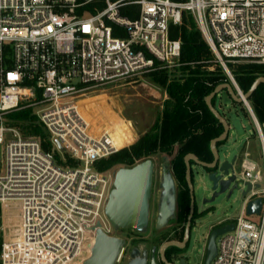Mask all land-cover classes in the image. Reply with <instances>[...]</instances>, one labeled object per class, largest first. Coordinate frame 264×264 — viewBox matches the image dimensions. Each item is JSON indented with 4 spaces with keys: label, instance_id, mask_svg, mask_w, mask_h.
I'll use <instances>...</instances> for the list:
<instances>
[{
    "label": "built area",
    "instance_id": "2783aa9c",
    "mask_svg": "<svg viewBox=\"0 0 264 264\" xmlns=\"http://www.w3.org/2000/svg\"><path fill=\"white\" fill-rule=\"evenodd\" d=\"M125 4L139 6L135 16L119 13ZM184 11L218 60L264 63V0H0V206L16 210L0 264H80L91 227L111 233L102 209L114 171L95 162L118 148L108 129L91 128L80 101L95 86L178 65L181 41L169 26ZM28 106L49 148L4 122ZM255 128L262 163L248 149L236 156L232 173L250 187L232 221L210 226L233 223L217 235L210 264H264V123ZM257 197L260 211L247 213Z\"/></svg>",
    "mask_w": 264,
    "mask_h": 264
},
{
    "label": "rangeland",
    "instance_id": "374dc122",
    "mask_svg": "<svg viewBox=\"0 0 264 264\" xmlns=\"http://www.w3.org/2000/svg\"><path fill=\"white\" fill-rule=\"evenodd\" d=\"M95 6L101 9L104 7V3L98 2ZM138 7L137 4H125L120 7L119 13L122 16L133 17L136 15ZM211 53L213 57L211 62L206 65V70H210L213 72V75L219 76L222 80L221 82H230V76L233 77L240 91L243 93L244 91L236 81L234 70H238L243 66L260 63L232 60L222 61L215 57L212 50ZM179 65L180 60L178 65L173 64L168 70L166 69L169 79L182 76ZM224 76L226 78H223ZM83 98L84 100L80 101V103L82 104L85 116L91 123V128L95 131L97 130V132L104 128L108 129L111 137L117 142L118 149H120L135 142L142 134L149 130L157 118L161 117L164 105L168 100V94L162 85L152 79L151 75L143 73L95 86ZM212 104L229 124L227 137L217 144L219 164L224 159L230 160L234 155L239 159L245 149L253 152V157L259 159L262 163L255 123L246 105L231 100L225 89L219 91L213 97ZM17 110L19 109L10 110L3 114L6 124L14 125L12 122L15 120L8 117V114ZM32 113H34L33 108ZM33 120L36 121L37 119ZM17 122L21 124L20 128L23 135H32L28 134V130L22 125L26 121L17 120ZM176 150L177 144L174 145V148L170 152H157L149 155L154 161V177L150 198V225L149 230L143 233L144 238L153 237L150 234V229L153 226L156 215L160 166L164 162V157H166L168 162H171V158L176 153ZM63 154V151L57 150L58 156ZM141 159H137L135 162ZM190 163L194 199L199 215L192 226L190 241L185 254L187 256V264H203L205 244L210 226L225 219L232 221L238 215L244 198L241 194V189L246 186H242V182L237 176L230 183L227 190L219 193L214 199L203 203L202 199L204 197L209 198L211 196V181L208 180L204 168L199 167L193 161ZM121 166L128 165L116 163L107 169L115 171ZM239 169L240 167L238 166L236 170L238 171ZM229 190H231V193L228 195ZM6 210L0 206V243L3 237L7 235L8 229H10L7 227V224L15 222L16 219L15 208H11L9 211ZM117 233L118 235H123L125 232L118 230Z\"/></svg>",
    "mask_w": 264,
    "mask_h": 264
},
{
    "label": "trees",
    "instance_id": "16d2710c",
    "mask_svg": "<svg viewBox=\"0 0 264 264\" xmlns=\"http://www.w3.org/2000/svg\"><path fill=\"white\" fill-rule=\"evenodd\" d=\"M169 35L181 41L179 70L182 76L169 79L165 68H157L146 73L162 85L168 94L161 117L157 118L149 130L135 142L97 160L95 166L98 170H106L116 163L131 165L137 159L151 154L170 152L177 144L171 164L179 182L185 186V190H181L178 195L181 214L185 210V199L188 200L183 157L186 153L192 152L201 160H210L212 158L210 140L223 130L205 102L206 95L222 80L219 76L213 75L212 71L206 70V65L211 62L213 54L190 12L182 13L180 24H170ZM155 62L157 63V60ZM234 72L237 83L245 92L257 76L264 75V63L243 66ZM248 100L257 120L264 123V83L257 85ZM8 117L14 119L12 124L18 126L21 124L17 120L26 121L22 125L26 127L28 134L38 135L43 147H50L47 133L38 120H33L37 119V115L32 113L30 106L9 113ZM56 156L58 157L57 153ZM67 162L75 163L71 158H68Z\"/></svg>",
    "mask_w": 264,
    "mask_h": 264
},
{
    "label": "water",
    "instance_id": "95a60500",
    "mask_svg": "<svg viewBox=\"0 0 264 264\" xmlns=\"http://www.w3.org/2000/svg\"><path fill=\"white\" fill-rule=\"evenodd\" d=\"M264 83V75L257 76L250 88L241 93L238 85L230 76V82L217 84L205 97V102L209 110L215 115L218 122L223 126L222 132L210 140L211 161H204L196 157L192 152L184 155L185 175L190 191V205L193 207L194 189L191 181V161L205 169L208 180L211 181V196L203 199L202 202L214 199L219 193L224 192L235 179L232 169L235 164L236 155L230 160L224 159L219 164L217 144L223 141L228 135L229 124L225 118L216 110L212 104V98L221 90L225 89L234 102H241L246 105L255 124L258 120L248 103V97L259 83ZM59 150L64 151V147L58 142ZM154 161L149 156L128 165L117 168L113 173L111 187L103 207V213L108 223L114 230L121 228H133L138 232H144L149 222V206L152 194ZM163 173L159 182V194L157 202L156 226L161 227L166 224L175 210L176 187L174 177L169 169L168 160L164 157L162 164ZM249 184L241 194L244 196ZM231 193L229 190L228 195ZM261 207V198L250 199L246 204L247 213H258ZM94 230V239L90 245L88 255L80 261V264H115L124 245V238L115 234L105 232L100 222L97 221L91 227ZM233 229V223L214 226L209 230L205 244V256L203 264H210L216 252L215 239L217 235ZM170 242L165 243L164 245ZM127 264H146L145 258L131 259ZM151 264H155L154 260Z\"/></svg>",
    "mask_w": 264,
    "mask_h": 264
},
{
    "label": "flooded vegetation",
    "instance_id": "af4514ba",
    "mask_svg": "<svg viewBox=\"0 0 264 264\" xmlns=\"http://www.w3.org/2000/svg\"><path fill=\"white\" fill-rule=\"evenodd\" d=\"M212 158L208 161H211ZM205 161V160H204ZM163 164V163H162ZM162 164L159 170V182L163 173ZM169 169L175 180L176 187V201L174 213L168 217L165 225L161 227L156 226L157 217V206L156 215L153 221V226L150 229V234L153 237L144 238L143 233L149 230L150 225V206H149V222L147 229L144 232H138L133 228H121L125 232L123 235H118L117 231L112 227V231L109 234H115L124 238L125 242L120 250L118 258L115 264H127L131 259L134 258H145L146 264H151L154 260L155 264H187L186 249L190 241V233L196 217L199 215L195 199L193 207L190 205V191L186 180L188 200L185 199V210L180 214L178 195L181 190H185V186L179 182L177 173L174 170L171 162H168ZM154 177V169H153ZM192 181V171H191ZM158 182V186H159ZM153 186V184H152ZM210 198V197H209ZM204 197L203 199H209ZM202 199V200H203ZM158 202V199H157ZM207 202V201H205ZM203 202V203H205ZM170 242L166 245L165 243ZM205 255V254H204Z\"/></svg>",
    "mask_w": 264,
    "mask_h": 264
},
{
    "label": "bare ground",
    "instance_id": "6f19581e",
    "mask_svg": "<svg viewBox=\"0 0 264 264\" xmlns=\"http://www.w3.org/2000/svg\"><path fill=\"white\" fill-rule=\"evenodd\" d=\"M110 142H111V144H112L113 147L115 146L116 148H118L117 147V145H118L117 142L112 137H110Z\"/></svg>",
    "mask_w": 264,
    "mask_h": 264
},
{
    "label": "crops",
    "instance_id": "0c3cea01",
    "mask_svg": "<svg viewBox=\"0 0 264 264\" xmlns=\"http://www.w3.org/2000/svg\"><path fill=\"white\" fill-rule=\"evenodd\" d=\"M223 118H224V116H223ZM255 123V122H254ZM115 147V146H114Z\"/></svg>",
    "mask_w": 264,
    "mask_h": 264
}]
</instances>
